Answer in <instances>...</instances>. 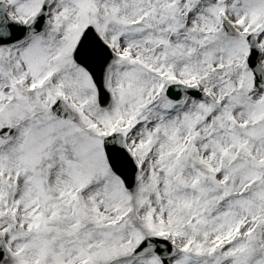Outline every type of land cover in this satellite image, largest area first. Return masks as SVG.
Listing matches in <instances>:
<instances>
[{"label": "snow or ice", "instance_id": "6c2138e0", "mask_svg": "<svg viewBox=\"0 0 264 264\" xmlns=\"http://www.w3.org/2000/svg\"><path fill=\"white\" fill-rule=\"evenodd\" d=\"M0 264H264V0H0Z\"/></svg>", "mask_w": 264, "mask_h": 264}]
</instances>
